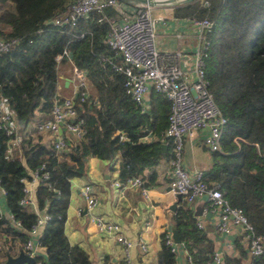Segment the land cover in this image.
<instances>
[{"label": "trees", "instance_id": "16d2710c", "mask_svg": "<svg viewBox=\"0 0 264 264\" xmlns=\"http://www.w3.org/2000/svg\"><path fill=\"white\" fill-rule=\"evenodd\" d=\"M73 1L0 0V38L16 39L7 52L0 54V99L13 112L15 121L12 134L0 129V183L10 213L28 228L36 213L29 205L19 203L24 195L21 178H29L30 171L43 164L39 173L47 176L34 194L38 206L45 207L50 215L41 237L47 264H92L87 252L71 244L64 232L70 198L68 173L82 175L90 156L112 165L119 154V180L139 175L147 186L155 179V167L162 159L168 162L171 154L168 138L163 136L169 111L165 97L152 90L149 106L142 111L125 93V76L112 67L122 64L121 57L106 43L108 24L103 18L115 16L113 9L107 8L103 14L91 12L74 26L48 23ZM172 15L212 22L205 31L209 41L204 60L206 88L226 124L221 150L210 151L211 165L203 171L204 179L218 184L229 204L243 210L255 232L263 236L264 244V0H196L173 6ZM64 49L67 55L62 53ZM59 54L62 57L57 61ZM102 58L111 63L102 62ZM67 62L85 71L91 95L83 102L78 100V93L75 97L85 130L83 138L67 151H56L52 142L46 145L36 132L26 130L35 112L50 114L56 96L57 66ZM24 132L17 148L8 153L10 142ZM148 134L159 140L141 141ZM120 135L125 137L122 141ZM236 137L243 140L239 146L233 141ZM162 140L167 144L164 154ZM173 219L192 261L216 264L213 242L197 226L184 197ZM9 220L0 212V224ZM166 235H162L156 261L151 264H179ZM236 247L238 255L223 256L222 264H264V252L250 256L244 246L236 243ZM104 264L114 263L106 260Z\"/></svg>", "mask_w": 264, "mask_h": 264}, {"label": "built area", "instance_id": "2783aa9c", "mask_svg": "<svg viewBox=\"0 0 264 264\" xmlns=\"http://www.w3.org/2000/svg\"><path fill=\"white\" fill-rule=\"evenodd\" d=\"M125 1V2H124ZM74 0L64 11L54 15L48 23L58 27L74 26L81 18L89 13L103 14L107 8H112L115 16L104 17L108 24L106 43L116 55H119L122 64H112V67L125 76V93L144 111L145 96L149 91L162 94L168 102L169 111L166 118V127L163 136L168 138L171 145V154L168 161L170 167V180L168 190L183 196L188 203L205 196L208 201V211L216 215V228L218 231L228 233L232 227H238L247 242V250L250 256H258L264 252L263 236L256 233L252 224L240 207L232 206L220 191L218 184H209L204 179L202 170H189L183 165V147L185 136L195 130L207 129L208 132L202 140V145L209 151L221 150L220 138L226 124L223 116L208 92L205 80V57L209 41L206 40L205 31L211 28L212 22L208 19H191V27L195 37L194 50L190 55L189 68H181L179 58L182 52H161L159 49L158 26L164 22L163 16L152 15L155 6H171L167 0H152L155 6H148L133 2V0ZM178 38L180 36L178 35ZM16 39L4 40L0 38V54L7 52ZM63 54L67 55L64 49ZM62 54L57 55L60 61ZM102 62L109 59L102 58ZM73 66L75 75L76 94L73 97L60 98L55 96L49 117L39 121L35 128L38 132H46L53 135L52 148L56 151H67L77 141L83 138L85 130L82 127L83 120L78 116L75 97L85 101L91 95V88L83 70ZM0 129L6 135L15 130L13 112L3 99H0ZM62 131L67 136L62 135ZM125 137L120 135L119 140ZM239 146L243 140L239 137L233 139ZM8 148V153L11 152ZM39 168L31 170L29 178H21L24 195L19 203L30 205L35 209L36 218L28 228H24L13 215L8 212L9 221L26 232L22 242V250L34 259L33 264H47L45 261L44 246L41 237L46 222L50 215L44 208H40L35 199L36 186L43 182L46 173H39ZM116 186L138 187L140 191L147 193V186L139 176H127L122 180L114 181ZM0 192L5 195V189L0 183ZM34 194V196H33ZM80 194L84 199L83 207H78L76 212L90 213L99 232L113 235L123 245V261L121 264H129V249L135 242L121 233L120 225L109 221L100 215L92 213L97 203L93 188L89 183L80 187ZM33 196V197H32ZM197 226L203 228L200 221ZM166 243L171 251L178 253V243L174 242L171 233L166 235ZM141 251L147 250L143 241H137ZM212 258L216 264H222L220 252L214 250ZM185 262L195 264L191 256L185 251Z\"/></svg>", "mask_w": 264, "mask_h": 264}, {"label": "crops", "instance_id": "0c3cea01", "mask_svg": "<svg viewBox=\"0 0 264 264\" xmlns=\"http://www.w3.org/2000/svg\"><path fill=\"white\" fill-rule=\"evenodd\" d=\"M161 10H163V14L159 13ZM152 12L157 13L154 16H163L165 18L157 30L160 51L172 52L180 50L182 52V56L179 58L180 66L184 69L189 68L190 55L195 45L191 19L175 18L172 15V6H155ZM178 35L180 38H178ZM72 65L71 62H67L64 64L59 63L57 66L56 94L60 98L73 97L77 92ZM82 72L86 77L85 71L83 70ZM151 91L148 92L144 99L146 110L149 106L148 101ZM35 114L40 120L49 117V115L39 112H35ZM33 131L42 138L43 143L46 145L51 144L53 135L46 132H38L36 128L26 130V132L30 133H34ZM207 132V129L195 130L184 138L183 165L189 170L205 171L211 165V152L202 145V140ZM23 135H26L25 132L24 134L19 133L10 142L9 148L11 150L17 148L20 136ZM62 135L67 136L65 132ZM156 140L158 141L159 137L157 138V136L151 134L141 139L143 142H154ZM162 145H165L167 150V144L163 140L161 142ZM120 162L119 154L116 155L113 166L108 160L90 156L86 160L82 175L73 172L68 173L70 198L66 209L64 232L71 244H77L87 252L92 264H104L106 260L114 264L122 263L123 245L113 235L99 232L95 223L90 220L89 212L82 211L80 214L76 212L78 207H83L84 205L80 187L85 183H89L97 198V203L92 213L118 223L121 233L135 242L129 249V264H151L156 261V251L160 246L162 235L171 233L174 227V214L183 202V197L178 198L177 195L168 190L170 171L167 160L162 159L155 167V179L147 185L148 189L145 194L138 187L114 185V181L119 179L118 167ZM144 172H147V169ZM29 208L33 211L37 209L30 205ZM189 208L196 221L202 223L207 236L213 242L214 250L220 252L222 259L223 256L238 255L236 243L247 248V242L242 238V232L238 227L233 226L228 233L217 230L216 215L207 210L208 201L205 196L189 203ZM0 212H3L6 217L7 213L10 212L6 206L5 195L1 192ZM25 236L26 232L10 221L0 224V264H3L7 255L14 257L22 250V242ZM139 240L146 243V251H141L137 245ZM177 247V261L179 264H184V247L181 242L178 243ZM244 260L245 258H242V261Z\"/></svg>", "mask_w": 264, "mask_h": 264}, {"label": "water", "instance_id": "95a60500", "mask_svg": "<svg viewBox=\"0 0 264 264\" xmlns=\"http://www.w3.org/2000/svg\"><path fill=\"white\" fill-rule=\"evenodd\" d=\"M122 1H124V0H122ZM194 1H196V0H167L166 3L172 4L173 6H175V5L188 4V3H191ZM133 2L143 4V5H148V6L157 5V3L152 1V0H133ZM161 148H162V151L164 154L166 152V146L162 145ZM177 197L181 198V195L178 194ZM171 236H172V239L174 240V242H176V243L180 242V238L178 236V232L175 229V227H173L171 230ZM33 262H34V259L32 257H29L23 250H21L14 257L7 255L6 260L3 262V264H22V263L33 264Z\"/></svg>", "mask_w": 264, "mask_h": 264}, {"label": "rangeland", "instance_id": "374dc122", "mask_svg": "<svg viewBox=\"0 0 264 264\" xmlns=\"http://www.w3.org/2000/svg\"><path fill=\"white\" fill-rule=\"evenodd\" d=\"M161 14H163V10H161V12H159ZM156 12H152V15H156ZM39 118L37 117V115L34 113L33 116L30 118L29 122H28V127L27 130H31V129H35V125L39 122ZM44 120V119H43ZM42 121V120H40ZM63 133V131H62Z\"/></svg>", "mask_w": 264, "mask_h": 264}, {"label": "clouds", "instance_id": "9594fccd", "mask_svg": "<svg viewBox=\"0 0 264 264\" xmlns=\"http://www.w3.org/2000/svg\"><path fill=\"white\" fill-rule=\"evenodd\" d=\"M169 5H171L172 7H173V5L172 4H169ZM57 57V56H56ZM82 70V69H81ZM180 243V242H179Z\"/></svg>", "mask_w": 264, "mask_h": 264}]
</instances>
